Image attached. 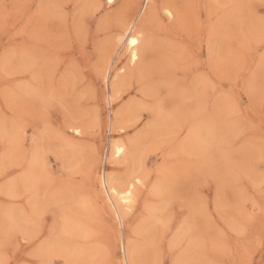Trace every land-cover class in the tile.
Returning <instances> with one entry per match:
<instances>
[{
  "label": "rangeland",
  "instance_id": "1",
  "mask_svg": "<svg viewBox=\"0 0 264 264\" xmlns=\"http://www.w3.org/2000/svg\"><path fill=\"white\" fill-rule=\"evenodd\" d=\"M142 1L0 0V264L121 261L93 177L130 170L108 154L130 138L143 184L120 231L137 264H264V0H154L137 74L109 101L99 60ZM123 106L125 130L106 128ZM62 212L85 233L43 254Z\"/></svg>",
  "mask_w": 264,
  "mask_h": 264
},
{
  "label": "bare ground",
  "instance_id": "2",
  "mask_svg": "<svg viewBox=\"0 0 264 264\" xmlns=\"http://www.w3.org/2000/svg\"><path fill=\"white\" fill-rule=\"evenodd\" d=\"M113 1L114 0H106L107 3H110ZM153 1L154 0H143L141 7L139 8V10L137 11V13L134 16H127V17H125V19L123 18V20L120 24L121 35L118 36L117 38H115L114 42L112 43L113 48L115 47L116 43H118L119 44L118 48L122 47L123 52L120 54L119 49L117 48L114 51V53L111 54V50L108 49L106 52H104V54L102 55V57L99 60L98 74H100L102 76V78L104 79V82L107 85V98L109 101L116 100L119 97L122 90L124 88H126L125 84H126L128 78L137 74V73H135L134 68H132L131 66L136 64L145 52L146 43H147L146 42V39H147V34H146L147 28L146 27H147V23H150L152 20V17H153L154 4H155V3H153ZM163 4H164V6H162L161 9L165 12L166 17L168 19L173 18L174 13H177V11L173 13L172 9L169 8L170 6L165 5L166 3H163ZM127 5H129V4H127ZM155 7H157V5ZM121 57H126L127 60H126L125 66L127 65V67L122 66L118 69H114V64L117 61H119L121 59ZM95 70H97V69H95ZM124 108H126V107L123 106V108L121 107L120 109H117L114 112V114L112 113L113 115L109 118L108 122L106 121L107 122L106 128L109 127V129H111V131H114V130L115 131L116 130L124 131L125 130V128L127 127V123H126V121H124L125 118L123 119V117L127 114L126 112H129L128 109H130V108H127L125 110H124ZM97 114H98V112H97ZM97 114H96V116H94L95 118L97 117ZM96 121L97 120H95L94 123H96ZM16 122H17V120H16ZM127 122H128V119H127ZM69 128H71V127L69 126ZM72 129L75 133H77V134L80 133V130L78 127H72ZM139 132H138V134H139ZM19 143H17V144H19ZM137 145L138 144H136V139L134 140V139L130 138V139H127L126 141L118 140V139H111L108 143V152H109L108 154H109V158L111 159V161L115 160L117 163L126 162V164L130 162L129 164L130 165L132 164L131 168H129L130 170H128L126 172L123 171L124 174H122V175H120V174H109L108 175L103 170L101 173H97L98 174L97 176L93 177L94 184L97 187L99 186V190H98L97 194L95 195L94 204H99V206L101 205L103 210L106 211L108 213V215L110 216L111 222H112V225L110 228H111L113 240H114V242H120V245L122 247L121 251L123 252V257H122L121 261H119L117 264H137V262L135 260L136 248H135V243H134L132 237L124 238L122 232L120 231V229L122 227L123 218L127 214L131 213L135 208V203L137 201L136 200V194H137V191H139L141 184H143V176H142L141 170H140L141 164L134 161V154H135V151L137 149ZM26 150H27V148H26ZM30 150H32V149H30ZM35 150H37V151L40 150V152L42 151V149H39V150L35 149ZM61 152H63V151H61ZM30 155H31V153H30ZM39 157L37 155V152L35 151L33 154V158L28 162L27 167L25 169L23 168V170H22L23 171L22 180H28L29 179V177L32 174L33 167L38 163ZM27 159H25V160H27ZM115 161H113V162L115 163ZM107 162L111 163L110 161H107ZM15 164H18V163H15ZM25 166H26V164H25ZM119 166H120V164H119ZM122 166H123V164H122ZM126 166L127 165H125V167ZM33 171H35V170H33ZM117 173H118V171H117ZM16 189L17 188H15V190ZM150 192L152 195H156L158 193V186L154 185L150 189ZM14 193H15V191L13 192V194ZM91 207H92V203L88 204V207L86 206V204H84L82 206V209H81V214L87 215L88 212H90V210H92V209H90ZM146 209H148V208H146ZM13 212L15 213V211H13ZM18 215L16 214L15 216H18ZM32 215H33V219H34V221H33L34 227L32 228L33 230L31 231V233H32L31 237L33 238V237H37L41 231V227H40V225H41V219L40 218L41 217L39 216L40 214L37 212L35 207H33V209H32ZM78 219H80V218L67 217L64 215L63 212L60 213L59 215L55 216V219H54L53 224H52V228L49 230V235H48L47 239L43 242L42 245H40V248H41L40 252L43 254H49L50 251L55 246H60V248L62 250H66L63 252H67V250H69V246L65 242V239L67 238V237H65L66 234L67 233H73L74 235L75 234L78 235V234H81V232L85 233V229L81 225V223L79 222ZM135 232L136 231L134 230V233ZM64 237H65V239H64ZM73 251L79 254L80 250L76 251V249H74ZM178 259H179L178 257L176 259L174 258L173 262L175 264H178V262H179ZM46 261L48 262V260H46Z\"/></svg>",
  "mask_w": 264,
  "mask_h": 264
}]
</instances>
